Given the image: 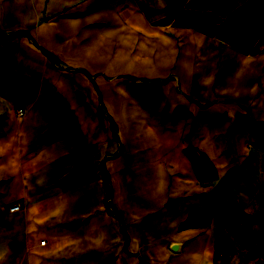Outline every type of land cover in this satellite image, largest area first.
<instances>
[{"label": "crops", "instance_id": "0c3cea01", "mask_svg": "<svg viewBox=\"0 0 264 264\" xmlns=\"http://www.w3.org/2000/svg\"><path fill=\"white\" fill-rule=\"evenodd\" d=\"M0 264H264V0H0Z\"/></svg>", "mask_w": 264, "mask_h": 264}, {"label": "water", "instance_id": "95a60500", "mask_svg": "<svg viewBox=\"0 0 264 264\" xmlns=\"http://www.w3.org/2000/svg\"><path fill=\"white\" fill-rule=\"evenodd\" d=\"M217 34H218V36H221V37L223 36V23H220L218 25V33ZM196 78H197V83L199 85H205L207 80H208L207 77L202 76V75H197ZM209 125H210V127H212L214 129L215 132L218 131V127L216 124L209 123Z\"/></svg>", "mask_w": 264, "mask_h": 264}, {"label": "built area", "instance_id": "2783aa9c", "mask_svg": "<svg viewBox=\"0 0 264 264\" xmlns=\"http://www.w3.org/2000/svg\"><path fill=\"white\" fill-rule=\"evenodd\" d=\"M18 112L19 113H22L23 112V109L22 108H19L18 109ZM23 206V203L21 201H16L14 203H11L9 206H8V209L13 211V210H18L20 208H22ZM41 242H44V240H42Z\"/></svg>", "mask_w": 264, "mask_h": 264}]
</instances>
